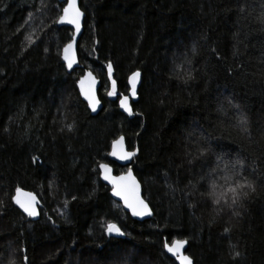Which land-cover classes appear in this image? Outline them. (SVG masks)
<instances>
[{
	"label": "trees",
	"instance_id": "16d2710c",
	"mask_svg": "<svg viewBox=\"0 0 264 264\" xmlns=\"http://www.w3.org/2000/svg\"><path fill=\"white\" fill-rule=\"evenodd\" d=\"M64 6L0 0V264H177L173 240L195 264H264V0H81L84 69L63 60ZM87 69L102 81L97 115L77 88ZM121 136L138 151L131 168L154 213L144 222L100 180ZM237 183L254 191L229 207L220 197ZM18 188L38 195V220L16 205ZM109 222L125 234L108 235Z\"/></svg>",
	"mask_w": 264,
	"mask_h": 264
},
{
	"label": "snow or ice",
	"instance_id": "6c2138e0",
	"mask_svg": "<svg viewBox=\"0 0 264 264\" xmlns=\"http://www.w3.org/2000/svg\"><path fill=\"white\" fill-rule=\"evenodd\" d=\"M83 13L77 6V0H65V6L62 8V13L58 16L55 21L58 24L71 25L75 28L76 33H79L81 27V17ZM26 39H31V37H26ZM63 60L66 62L69 69L72 68L73 64L76 63V53H75V36L67 43L62 50ZM108 77L112 79V65L109 63L108 66ZM140 73L135 72L129 79L131 84V95L135 97L136 86L138 82ZM190 78V77H189ZM85 81H87V86L85 87ZM95 85L96 79L91 73L87 74V77L81 79V94L84 99L88 101L89 106L93 111H96L99 100L95 95ZM116 81L112 80V90L108 93L109 96L116 95ZM120 107L124 109L129 115H132V109L129 105L128 96H123L120 101ZM241 124H245V120L240 121ZM247 131V129H244ZM110 155L114 156L117 160H130L136 155L135 151H126L124 144V137L121 136L119 139L113 141V150ZM100 168L103 170V178L107 180L113 187V195L119 197L124 204V207L130 210L132 216L143 217L145 215H151V211L148 205L140 197V188L135 178L131 174V169L128 170L127 175L122 176H112L111 168L107 164H101ZM227 179V178H226ZM215 187V186H213ZM249 188L254 191V188L250 183L240 184L237 183L235 187L229 186L227 191L221 194L220 199H224V203L231 207L232 205H237L241 199V196H247V193H242L240 190L243 188ZM17 196L14 197L15 202L19 205L24 212L29 216L37 215L35 207L33 204L35 202V197L31 193H23L21 189H17ZM228 193H231V202L229 203L227 197ZM220 199H214V204H219ZM237 214L238 213H234ZM105 231L108 235L123 236L125 233L116 223L109 222L106 225ZM228 229H225L227 232ZM186 240H173L170 244L165 242L164 248L171 256L175 257L179 264H192L191 258L184 253V247L186 245ZM236 256L239 255L238 252L235 253ZM26 259V258H25Z\"/></svg>",
	"mask_w": 264,
	"mask_h": 264
},
{
	"label": "water",
	"instance_id": "95a60500",
	"mask_svg": "<svg viewBox=\"0 0 264 264\" xmlns=\"http://www.w3.org/2000/svg\"><path fill=\"white\" fill-rule=\"evenodd\" d=\"M58 1H60V2H65V0H58ZM80 3H81V0H77V6L79 7L80 11L83 13V16L81 17V27H80V31H79V33H76L75 28H74L73 26H71V25L58 24V26H59L60 28H61V27H69V28L73 29V32H74L73 36H75V53H76V63H74L73 66H75L76 68L84 69V67L80 64V60H79V57H78V43H79V41H80L81 35H82V33H83V30H84V21H85V13H84L83 10L81 9ZM111 65H112V64H111ZM106 69H107V74H108V68L106 67ZM88 73H91L92 76L95 77V79H96L95 95H96V98L99 100V104L97 105L96 111H93V110L91 109V107H90L89 104H88V101L85 100V99H84V96L81 94L80 81H81V79L86 78ZM139 73H140V75H139L138 82H137V86H136V95H135V97H133V96L131 95V84H130L129 81H128V85H129L130 91H129L128 95H126V96H128V98H129V105H130L131 109H132V104H133V102H136V101L138 100V90H139V88H140V86H141V81H142V74H141V72H139ZM131 76H132V75H131ZM131 76H130V77H131ZM108 79H109V77H108ZM129 79H130V78H129ZM112 80H115V79H114V69H113V66H112V79H111V80L109 79V82H110V85H111L110 91L112 90ZM86 86H87V81H85V87H86ZM101 86H102V81H101V79L98 77V75H97L93 70H90V69L85 70L83 76L79 79V81H78V83H77V88H78V91H79V94H80L82 100H83L85 103H87V105H88L90 111H91L94 115H97V114H98L99 112H101V110L103 109V103H102V101L100 100V96H99ZM116 86H117V82H116ZM117 95H118V86L116 87V95H115V96H109V97H110V99H111L112 101H114V100L117 98ZM119 107H120V103H119ZM120 111H121L122 113H124L126 116H130V115H129L126 111H124V109L121 108V107H120ZM124 144H125V150H126V151H130V150L128 149V147H127V142H126V138H125V137H124ZM112 150H113V145H112L111 152H112ZM130 152H131V151H130ZM135 153H136V155L133 156L132 159H130V160H117L114 156H112V155L109 156V160H110L111 163H114V164H116V165H118V166H120V167H122V168L125 169V172H122V173H120V174H116V173H115V169H114V167H113V165H112L111 163H103V164H107V165L111 168V170H112L111 175H112V176H122V175H127L128 170L131 169V174H132V176L135 178V180H136V182L138 183L139 188H140V197H141V199H143L144 202L148 205V207H149V209H150V211H151V215H145V216H143V217L132 216L130 210H128L127 208L124 207L123 201H122L119 197H116V196L113 195V187H112V184H110L107 180H105V179L103 178V170L99 167V171H100V180H101V182H102L105 186H107V187L110 188V190H111L110 195H111V198L113 199V201L116 202V203H118V204H120V205L122 206L124 212H125L126 214H128V215L131 217V219H133V220H135V221H138V222H144V221H147V220L152 219L153 216H154V213H153V211H152L150 205L148 204V202H147V201L145 200V198H144V193H143V187H142V184L140 183L139 179L136 177V175H135L133 169L131 168V164H132V162H133V159L138 155V151L135 150ZM22 192H23V193H31L32 196L35 197V202H34V204H33V207H35L36 212H37V215H35V216H30V217H31L33 220H35V221L38 220V219L40 218V208H41V206H42V203H41V201H40L38 195L35 194V193H32V192L24 191V190H22ZM16 196H17V192H16L15 197H16ZM15 203H16V202H15ZM16 205L18 206V208H19V209H20L25 215H28L26 212L23 211V209H21V208L19 207V205H18L17 203H16ZM28 216H29V215H28ZM113 236H115V235H113ZM188 246H189V245H188V242H187L186 245H185V247H184V250H183V251H184V253H185L186 255L189 256V254L187 253V251H188ZM165 253H166L171 259H173L177 264H179V262L176 261L175 257L171 256V254L168 253V252L166 251V249H165ZM189 257H190V256H189ZM190 258H191V257H190ZM191 261H192V264H195V263H194V260H193L192 258H191Z\"/></svg>",
	"mask_w": 264,
	"mask_h": 264
},
{
	"label": "rangeland",
	"instance_id": "374dc122",
	"mask_svg": "<svg viewBox=\"0 0 264 264\" xmlns=\"http://www.w3.org/2000/svg\"><path fill=\"white\" fill-rule=\"evenodd\" d=\"M96 74H98V72H96ZM116 203V202H115ZM118 204V203H117ZM121 208H122V206L120 205V204H118ZM122 212H124V210H123V208H122ZM125 213V212H124ZM40 215H41V213H40ZM118 225V224H117ZM119 226V225H118ZM120 227V226H119ZM121 228V227H120Z\"/></svg>",
	"mask_w": 264,
	"mask_h": 264
}]
</instances>
